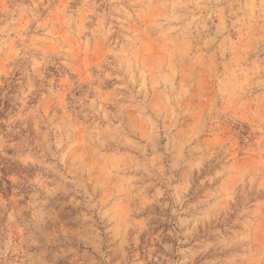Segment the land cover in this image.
Here are the masks:
<instances>
[{
    "label": "rangeland",
    "instance_id": "374dc122",
    "mask_svg": "<svg viewBox=\"0 0 264 264\" xmlns=\"http://www.w3.org/2000/svg\"><path fill=\"white\" fill-rule=\"evenodd\" d=\"M0 264H264V0H0Z\"/></svg>",
    "mask_w": 264,
    "mask_h": 264
}]
</instances>
